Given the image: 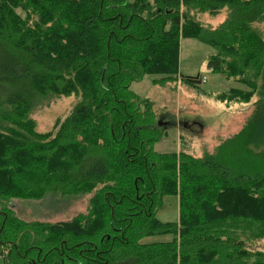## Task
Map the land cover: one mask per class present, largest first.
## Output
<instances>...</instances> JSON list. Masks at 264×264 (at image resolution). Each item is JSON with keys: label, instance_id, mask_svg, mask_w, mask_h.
I'll list each match as a JSON object with an SVG mask.
<instances>
[{"label": "trees", "instance_id": "obj_1", "mask_svg": "<svg viewBox=\"0 0 264 264\" xmlns=\"http://www.w3.org/2000/svg\"><path fill=\"white\" fill-rule=\"evenodd\" d=\"M224 9L217 29L189 19ZM254 24L264 0H0V264H264V37ZM182 37L212 46L208 67L248 88L219 101L259 98L241 131L202 157L155 151L167 123L130 90L147 74L176 78ZM69 94L81 103L56 134L38 132L37 100ZM88 194L87 214L56 224L26 223L7 203ZM164 196L179 199L176 223L156 216ZM156 235L172 238L142 242Z\"/></svg>", "mask_w": 264, "mask_h": 264}, {"label": "rangeland", "instance_id": "obj_2", "mask_svg": "<svg viewBox=\"0 0 264 264\" xmlns=\"http://www.w3.org/2000/svg\"><path fill=\"white\" fill-rule=\"evenodd\" d=\"M188 14L190 20L199 22L209 29L219 28L228 18V11L225 9L216 15L195 11ZM143 17L147 18L148 14ZM253 27L259 29L264 37V24H254ZM216 52L212 46L196 38L182 37L179 49V74L177 73L175 79L163 80L162 84L158 85L157 80L161 76L147 74L142 80L131 84L132 92L151 102L155 122H161L162 119L167 121L166 133L154 147L158 153L184 151L196 157L214 153L223 141L241 131L252 115L255 103L259 99L257 94L247 103H227L217 99V94L233 88L243 90L248 88L238 79H227L223 74L215 73L208 67L209 58L216 55ZM197 75L202 79L198 88L181 81V76ZM79 103L81 97L76 94L41 97L34 105L30 118L36 122L38 132L56 134L58 123H62L70 116ZM162 130L164 129H160L161 132ZM91 197L92 195L88 194L72 198L57 196L41 200L12 199L7 203L12 212L26 223L56 224L68 222L79 213L87 214ZM3 205L6 203L3 202ZM3 205L0 204L1 210ZM156 216L163 223L178 222V197L164 196ZM171 238V235H156L144 238L142 242H165ZM260 243L254 247L264 250V243Z\"/></svg>", "mask_w": 264, "mask_h": 264}, {"label": "flooded vegetation", "instance_id": "obj_3", "mask_svg": "<svg viewBox=\"0 0 264 264\" xmlns=\"http://www.w3.org/2000/svg\"><path fill=\"white\" fill-rule=\"evenodd\" d=\"M164 123H167V121H165Z\"/></svg>", "mask_w": 264, "mask_h": 264}]
</instances>
